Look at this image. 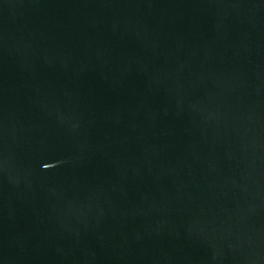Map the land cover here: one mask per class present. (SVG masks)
<instances>
[{
    "label": "water",
    "instance_id": "95a60500",
    "mask_svg": "<svg viewBox=\"0 0 264 264\" xmlns=\"http://www.w3.org/2000/svg\"><path fill=\"white\" fill-rule=\"evenodd\" d=\"M0 264H264V0H0Z\"/></svg>",
    "mask_w": 264,
    "mask_h": 264
}]
</instances>
